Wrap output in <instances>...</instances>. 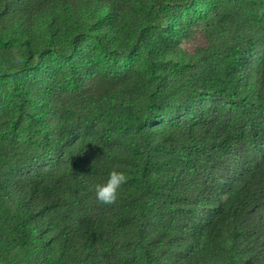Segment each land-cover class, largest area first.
Listing matches in <instances>:
<instances>
[{
    "label": "trees",
    "instance_id": "1",
    "mask_svg": "<svg viewBox=\"0 0 264 264\" xmlns=\"http://www.w3.org/2000/svg\"><path fill=\"white\" fill-rule=\"evenodd\" d=\"M0 152V264H264V0H0Z\"/></svg>",
    "mask_w": 264,
    "mask_h": 264
},
{
    "label": "rangeland",
    "instance_id": "2",
    "mask_svg": "<svg viewBox=\"0 0 264 264\" xmlns=\"http://www.w3.org/2000/svg\"><path fill=\"white\" fill-rule=\"evenodd\" d=\"M185 14V13H184ZM187 14V13H186ZM183 17V21L190 20L189 23H186L184 26L183 34L187 35L183 40H179L176 36L172 42V49L174 50L171 53L172 59H180L187 57L190 54L195 53L198 49L208 45V26L209 20L202 15L196 16L195 20L192 21V15H186ZM9 160L3 157V152H0V169L7 166Z\"/></svg>",
    "mask_w": 264,
    "mask_h": 264
},
{
    "label": "clouds",
    "instance_id": "3",
    "mask_svg": "<svg viewBox=\"0 0 264 264\" xmlns=\"http://www.w3.org/2000/svg\"><path fill=\"white\" fill-rule=\"evenodd\" d=\"M13 61L23 63V57L19 53L14 55ZM128 180V176L124 171L113 169L108 176L106 182L97 184L94 187L95 199L102 205L115 204L118 198V191Z\"/></svg>",
    "mask_w": 264,
    "mask_h": 264
}]
</instances>
